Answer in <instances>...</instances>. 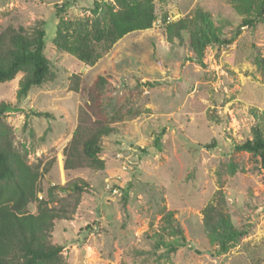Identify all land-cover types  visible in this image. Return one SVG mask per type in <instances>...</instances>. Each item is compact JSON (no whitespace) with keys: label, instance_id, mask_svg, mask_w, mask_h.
Wrapping results in <instances>:
<instances>
[{"label":"rangeland","instance_id":"rangeland-1","mask_svg":"<svg viewBox=\"0 0 264 264\" xmlns=\"http://www.w3.org/2000/svg\"><path fill=\"white\" fill-rule=\"evenodd\" d=\"M153 2L152 27L126 35L89 66L56 48L58 27L62 21L91 24L96 5L119 9L115 0H0V33L44 24V54L54 76L22 100L24 73L0 83V103L12 106L3 120L14 129V146L30 164L43 168L53 161L39 182L43 198L50 186L76 178L89 185L74 219L56 223L51 243L62 248L66 264H264V169L258 157L234 149L253 138L263 119L264 27L258 21L242 26L262 0ZM198 9L209 14L218 37H235L207 46L202 58L190 35L171 38L169 32ZM99 76L112 79L115 90L105 104L110 115L122 111V120L102 140L103 170L66 171L64 149L86 102L71 87L88 89ZM219 190L231 224L247 232L222 255L202 215ZM29 210L35 213L36 205ZM166 212H174L187 240L177 251L154 245Z\"/></svg>","mask_w":264,"mask_h":264},{"label":"trees","instance_id":"trees-1","mask_svg":"<svg viewBox=\"0 0 264 264\" xmlns=\"http://www.w3.org/2000/svg\"><path fill=\"white\" fill-rule=\"evenodd\" d=\"M115 1L119 9L97 4L96 19L91 24L62 21L55 39L56 48L93 66L118 40L132 32L151 28L157 19L153 0ZM263 17L264 0L253 18L244 20L242 26L254 25L256 21L262 25ZM43 26L42 23L31 32L9 26L0 33V83L11 82L19 73H24L17 92L19 100L28 97L32 88L41 87L54 77L50 61L44 54L46 32ZM169 29L171 38L190 35L200 58L207 46L230 44L235 39L218 37L209 14L202 9L171 24ZM148 85L153 86V83ZM71 90L83 92L86 102L79 113L78 127L64 149V169L103 170L102 140L116 132L113 124L123 117L122 111L110 115L105 104L107 93L115 90L113 81L110 77L99 76L88 89H81L77 84ZM11 109L10 104L0 103V264H66L62 248L51 243L52 234L57 222L74 219L89 185L76 178L63 186H50L46 198H40V179L53 161L41 168V164H30L27 156L17 151L14 129L3 120ZM36 115L50 117L46 113ZM253 115L258 118V111L253 110ZM262 118L253 128V138L236 144L234 149L255 155L264 169V111ZM164 134L165 129L157 136L156 145ZM207 147L211 149L215 144ZM224 201V193L219 190L202 210L206 231L219 239L217 255L227 253L247 233L233 227L224 212ZM31 204L36 205L35 213L29 210ZM162 223L161 231L155 234V248L172 252L185 247L184 230L175 220L174 212H166ZM170 234L182 242H167Z\"/></svg>","mask_w":264,"mask_h":264},{"label":"built area","instance_id":"built-area-1","mask_svg":"<svg viewBox=\"0 0 264 264\" xmlns=\"http://www.w3.org/2000/svg\"><path fill=\"white\" fill-rule=\"evenodd\" d=\"M262 26L264 27V17H263V20H262ZM40 198H42L41 195H39Z\"/></svg>","mask_w":264,"mask_h":264}]
</instances>
